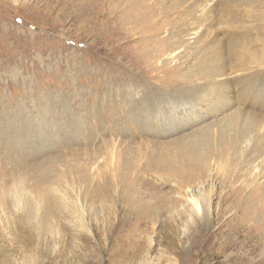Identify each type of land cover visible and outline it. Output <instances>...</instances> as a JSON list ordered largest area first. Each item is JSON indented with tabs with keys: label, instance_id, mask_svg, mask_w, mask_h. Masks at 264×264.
<instances>
[{
	"label": "rangeland",
	"instance_id": "374dc122",
	"mask_svg": "<svg viewBox=\"0 0 264 264\" xmlns=\"http://www.w3.org/2000/svg\"><path fill=\"white\" fill-rule=\"evenodd\" d=\"M0 264H264V0H0Z\"/></svg>",
	"mask_w": 264,
	"mask_h": 264
},
{
	"label": "bare ground",
	"instance_id": "6f19581e",
	"mask_svg": "<svg viewBox=\"0 0 264 264\" xmlns=\"http://www.w3.org/2000/svg\"><path fill=\"white\" fill-rule=\"evenodd\" d=\"M191 35H192L191 40L196 37V34H191ZM196 209H197V212L200 213L201 210H200L199 206H197Z\"/></svg>",
	"mask_w": 264,
	"mask_h": 264
}]
</instances>
